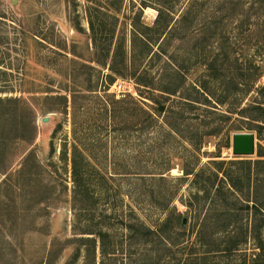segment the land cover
I'll return each mask as SVG.
<instances>
[{
    "label": "rangeland",
    "instance_id": "rangeland-1",
    "mask_svg": "<svg viewBox=\"0 0 264 264\" xmlns=\"http://www.w3.org/2000/svg\"><path fill=\"white\" fill-rule=\"evenodd\" d=\"M138 2L0 0V86L12 90L0 95L21 98L4 109L6 117L0 125L10 116L26 125L28 133L23 136L31 137L33 131L32 141L10 138L2 147L0 264H243L244 255L250 259L256 252L249 241L238 254L194 258L203 249L195 243L193 210L185 216L183 237L173 235L177 242L169 251L163 245L158 249L157 244L142 245L125 225L132 220L154 228L173 208L185 213L192 188L191 178L178 182L183 178L181 165L197 170L213 159L229 160L236 157L231 152L233 133L257 136L247 129V118L239 111L264 102L260 90L264 87V2L175 0L170 31L157 44L159 30L153 24L158 12L147 7L138 23L151 30L146 38L152 45H137L132 62L128 38L131 19L140 10ZM105 6L114 11L110 16L104 15ZM90 16L101 43L113 37L108 56L93 44ZM120 41L132 70L147 86H138L130 78V69L124 70L126 78L110 71ZM143 49L149 53L140 55ZM236 59L262 68L261 77L244 96ZM228 80L234 81L229 87ZM236 81L241 82L239 89ZM193 88L203 91L213 104L226 101L205 112L204 106L195 104L197 109L186 116L192 134L202 133L205 127L200 123L220 127L202 139L198 151L170 131L163 119L169 108H177L182 94L201 97ZM59 95L67 98L64 106L53 99ZM44 96L53 97L45 101ZM143 111L151 114L153 125L142 123ZM135 121L140 123L134 126ZM261 132L263 139L256 138L255 150L259 146L264 150V129ZM17 134L23 133L12 131L9 136ZM217 154L219 158L214 157ZM74 157L83 174L82 191L76 196ZM238 158L253 160L256 153ZM198 207L204 214L211 208L210 200ZM97 232L108 234L104 243L108 252H114L111 258L101 255ZM223 236L212 237L211 246H225V240L220 242Z\"/></svg>",
    "mask_w": 264,
    "mask_h": 264
},
{
    "label": "trees",
    "instance_id": "trees-1",
    "mask_svg": "<svg viewBox=\"0 0 264 264\" xmlns=\"http://www.w3.org/2000/svg\"><path fill=\"white\" fill-rule=\"evenodd\" d=\"M174 1L175 0H139L138 5L140 10H138L131 19V28L129 30L128 38L130 55L132 54V62L136 56L137 45H142L143 48H146V46L148 47V45H152V43L149 44L151 40L146 38L147 31L151 30H148V26H140L138 23L139 19L142 17L143 9L151 7L156 9L158 12L153 24V27L159 30V33H157L158 38L155 39L157 44L158 40L162 38L164 34L170 31L169 27L171 26V22L175 16L174 8L172 7ZM245 1L246 0H244V2ZM258 1L260 3L264 2V0ZM104 8V15L110 16V14L114 12L108 6H105ZM117 11L119 10H116V12ZM89 15H91V12ZM185 15L186 14H183L181 18H183ZM89 18V23L93 33V44L96 50L97 45H100V49L105 51V55L108 56L111 51L113 37L110 39H105V42L101 43L100 34H96L95 31V23L93 22L91 16ZM102 45H104V48H101ZM126 50L127 48L124 50V44L121 43V41L118 42L111 58V65L109 66L110 71L116 76L126 78L127 76L125 72L129 71L130 69V78L135 79L138 86H147V83L142 79L140 74L137 76L136 70H132V66H130L131 61L130 63L127 61ZM143 52H146V54L149 53L143 49L141 50L140 55H143ZM215 60L216 59H214V61ZM98 64L101 65L102 63L98 61ZM235 69L237 74L240 75L244 81L242 82V87L244 88L241 90L244 91V96L253 89L255 86V81H258L261 77L262 68L259 63H248V66H246L242 60L239 62V60L236 59ZM250 72L253 74H250ZM249 76H253V79H250ZM232 81L233 80H228V82L225 84L228 86V84H232L234 82ZM240 84L241 82L236 81L235 87L239 89L238 87ZM193 90L196 93H199L201 97L193 98L184 96L182 94L177 108H169L166 111L163 119L170 131L175 132L180 140H183L192 147V150L198 151L201 149L202 144L204 143L202 139H204L206 136L210 137L214 135L216 132L220 131V127L217 129L208 123L207 128L205 123H200L201 127H205L202 128V133L200 135L192 134L193 130L189 129V120L186 118V116L188 113H190L191 109H197L195 108L196 105L204 106L205 108L201 111L205 112L209 110L208 108H216L217 103L224 104L226 101L219 100L213 104V100L211 98L209 99L208 96L203 93V91L200 93L196 88H193ZM203 90H206V88ZM260 90L263 91L264 87H262ZM8 91L10 90L6 86H0V94L7 93ZM162 91L171 95H176V93L179 94V91L174 89H162ZM10 92H12V90ZM51 97L53 96H44V100L46 101L51 99ZM20 99L21 98L19 97L0 95V120L4 116L6 117L4 109L10 107L11 104H18L21 101ZM53 99L60 101L61 106H64L67 102L66 96L62 95L56 96ZM116 102L119 103L122 101L116 100ZM133 105L134 107H139L135 102ZM43 110L46 111V108ZM248 111L252 114L249 115ZM239 113H242V116L247 118V129L256 131V138L258 140H262L263 136L261 135V131L264 129V102H254L253 105H249L248 107L241 109ZM222 115L225 114L223 113ZM141 120H143L142 123H146L148 126L155 123V120L152 118L151 114L146 111H143V117H141ZM201 122H204V119L201 120ZM139 123L140 122L135 121L133 125L136 126ZM12 131L23 134L9 136ZM24 132L28 133L26 125L19 121L15 123V118L13 119L8 116L7 121L0 125V137H2L0 139V156L3 154V144L6 143L10 138L15 140H26L28 142L32 141L33 131H31V137L23 136L25 135ZM6 135L7 137H5ZM76 149L77 148L74 147V155L78 153ZM214 157L219 158L220 154H217ZM195 167L196 166L191 167L188 165H181L183 178L178 179V182H180L182 179L191 178V183L189 186H191L192 189L186 202V207L188 210H186L185 213H181L176 208L171 209L161 222L155 224L154 228H149L141 222H133L131 220V222L126 224L125 227L130 230V236L132 239L140 237L141 239L139 240V243L142 245L152 244L153 246L154 244H157V249L160 245H163L165 249L164 251H169L170 247L176 245L177 242V240H175L174 237L172 238V236L174 235L178 237V239L183 237L181 232L182 230L184 231L186 229L185 223H187L186 220L188 219L185 216H188V214L191 215L190 212L193 210V216L190 218V223H192L193 227H197L195 243H197L199 247L203 249V252L201 254L195 255L194 258L196 257V259H204L212 255L229 256L238 254L240 251V246L252 241L255 245L254 249L256 252L252 254V258L250 259H248L247 255H244L243 264H264V150L259 146L256 150V158L253 160L238 157H233L229 160L213 159L197 170ZM2 173H5V171L0 169V174ZM82 179L83 174L81 173V168L74 157L72 160V182L74 196L78 195V193H81L82 191ZM208 200H210L211 208L202 214V211L199 210L198 206L200 203H206ZM242 219H245V222H242ZM138 228H141L143 232L141 231L137 233L136 231ZM209 230H212L213 234L207 233ZM218 233L224 235L220 242L224 243L225 240L227 243H225V246L221 248L218 246L217 248L211 246V243H214L213 239L211 240V238L216 234L218 235ZM96 234L100 239L101 255L104 258H111L112 256L110 255L114 252H108L104 243V238L108 237V234L106 232H97ZM81 241H84V238H81ZM77 257L78 251L73 255L72 262L75 261Z\"/></svg>",
    "mask_w": 264,
    "mask_h": 264
},
{
    "label": "water",
    "instance_id": "water-1",
    "mask_svg": "<svg viewBox=\"0 0 264 264\" xmlns=\"http://www.w3.org/2000/svg\"><path fill=\"white\" fill-rule=\"evenodd\" d=\"M160 110H163L161 107ZM45 122L47 118L43 119ZM256 136L253 132H235L231 139V152L233 156L245 157L252 156L255 150Z\"/></svg>",
    "mask_w": 264,
    "mask_h": 264
},
{
    "label": "bare ground",
    "instance_id": "bare-ground-1",
    "mask_svg": "<svg viewBox=\"0 0 264 264\" xmlns=\"http://www.w3.org/2000/svg\"><path fill=\"white\" fill-rule=\"evenodd\" d=\"M151 10V9H150ZM152 12V11H151ZM151 14V13H150Z\"/></svg>",
    "mask_w": 264,
    "mask_h": 264
}]
</instances>
